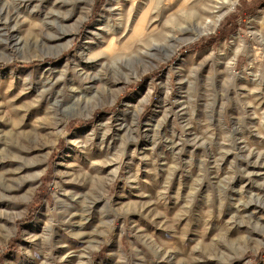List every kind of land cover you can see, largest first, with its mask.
<instances>
[{"label": "rangeland", "instance_id": "rangeland-1", "mask_svg": "<svg viewBox=\"0 0 264 264\" xmlns=\"http://www.w3.org/2000/svg\"><path fill=\"white\" fill-rule=\"evenodd\" d=\"M126 1L0 0V264H264V0Z\"/></svg>", "mask_w": 264, "mask_h": 264}, {"label": "bare ground", "instance_id": "bare-ground-1", "mask_svg": "<svg viewBox=\"0 0 264 264\" xmlns=\"http://www.w3.org/2000/svg\"><path fill=\"white\" fill-rule=\"evenodd\" d=\"M142 1H144V0H142ZM127 3H128V5L127 4H120V3H117L116 5L117 6H119V8L122 10V11H124L127 7H128V12H127V22H126V27L128 26V24L130 23V21H131V19H132V17H131V15L133 14V12L134 11H136V10H138V8H140L139 6L143 3V2H141V3H137V2H135L134 0H127L126 1ZM155 2H156V0H149V4H145L144 5V7H146V9H145V11H144V13H143V16H142V25L148 20V16H149V14L151 13V11H152V9H153V6H154V4H155ZM171 2V1H170ZM169 6V5H168ZM170 7V6H169ZM186 6H184L182 9H180L179 11H178V15H177V18H175V19H172V22L174 21V20H180V21H182V22H186V21H188V22H192V20L193 19H191L190 17L192 16V15H194V11H186L184 8H185ZM112 10L114 9L113 7H110ZM204 12V11H203ZM227 12V11H226ZM121 14V13H120ZM203 15H205V14H203ZM213 15H215V14H213ZM225 14H222V15H219L218 17H216V15L215 16H213L212 18H210L209 20H206V21H208V22H204V16H199L198 18H195L194 20H195V22L196 23H199V26H203L205 23L207 24V26H205L206 28L204 29V30H202V31H200L199 33L200 34H206V33H209V32H211V31H213L214 29H215V26H217L218 25V23L221 21V19L223 18V16H224ZM105 17H106V15H104ZM174 16H176V15H174ZM205 24V25H206ZM122 25V24H121ZM123 27H125V26H123ZM199 28V27H198ZM200 29H202V28H200ZM199 31V30H198ZM249 172V171H248ZM254 173V175L256 176H258V177H261V175H263V173H264V171H253ZM251 173V172H250ZM243 191V190H242ZM233 214V213H232ZM39 217H42L41 215H39ZM82 230V229H81ZM183 241L184 240H182V239H179L178 240V242L176 243L177 244V248L178 249H180L181 251H185L186 249V246L184 245V243H183ZM186 244V243H185ZM161 251V250H160ZM162 253H163V256L161 257L164 261H166V263H164V264H170V263H173V260L175 259V257L173 258L172 257V255H171V253L169 252V251H163L162 250ZM178 257V256H177ZM179 263H181V262H177L176 261V264H179Z\"/></svg>", "mask_w": 264, "mask_h": 264}, {"label": "trees", "instance_id": "trees-1", "mask_svg": "<svg viewBox=\"0 0 264 264\" xmlns=\"http://www.w3.org/2000/svg\"><path fill=\"white\" fill-rule=\"evenodd\" d=\"M252 12H254L252 9L247 10L246 17L252 15ZM231 27H232V25H231ZM235 29H236V27H235L234 29H231V28H230L227 32H225V30H227V29H224V30H222L221 32H220V31H219V32H220V34H221V33L224 31V36H227V35H229V34L234 33ZM215 38H216V37L211 38L212 41H210V42L215 43V42H216ZM199 42L202 43V42H204V41L201 40V41H199ZM204 43H205V42H204ZM258 261H259V260H258Z\"/></svg>", "mask_w": 264, "mask_h": 264}]
</instances>
